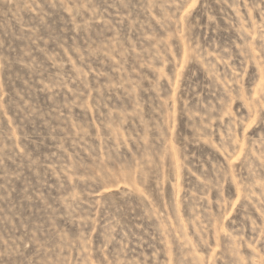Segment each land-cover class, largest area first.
Wrapping results in <instances>:
<instances>
[{
  "label": "rangeland",
  "instance_id": "rangeland-1",
  "mask_svg": "<svg viewBox=\"0 0 264 264\" xmlns=\"http://www.w3.org/2000/svg\"><path fill=\"white\" fill-rule=\"evenodd\" d=\"M0 264H264V0H0Z\"/></svg>",
  "mask_w": 264,
  "mask_h": 264
}]
</instances>
